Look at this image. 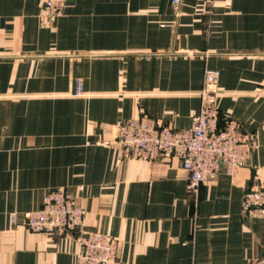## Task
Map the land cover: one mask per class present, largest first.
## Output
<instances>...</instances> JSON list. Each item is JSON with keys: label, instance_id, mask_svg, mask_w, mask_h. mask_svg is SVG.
<instances>
[{"label": "crops", "instance_id": "crops-1", "mask_svg": "<svg viewBox=\"0 0 264 264\" xmlns=\"http://www.w3.org/2000/svg\"><path fill=\"white\" fill-rule=\"evenodd\" d=\"M207 69L220 72V124L256 137L235 177L190 190L179 158L111 147L141 115L190 127ZM261 187L264 0H67L55 17L44 0H0V264H77L81 231L118 237L119 264H256L264 219L242 199ZM56 188L85 209L81 229L13 223Z\"/></svg>", "mask_w": 264, "mask_h": 264}, {"label": "built area", "instance_id": "built-area-1", "mask_svg": "<svg viewBox=\"0 0 264 264\" xmlns=\"http://www.w3.org/2000/svg\"><path fill=\"white\" fill-rule=\"evenodd\" d=\"M181 1L173 0L176 9ZM66 3L67 0H44L46 15H59ZM219 76L216 69L206 70L205 86L199 93L200 107L193 114L190 127L173 129L148 115H141L116 125L111 147L127 150L134 158L144 160H155L163 154L179 158L190 190L199 189L220 169L235 177L250 158L256 137L236 118H226L220 124L216 89ZM77 87V94L82 93L80 81ZM242 208L248 215L264 219V187L247 191ZM85 217V209L65 188L47 191L41 207L23 217L17 213L11 215L14 224L47 236L81 229ZM78 244L77 264H119L121 241L118 237L100 231H81ZM256 264H264V257Z\"/></svg>", "mask_w": 264, "mask_h": 264}, {"label": "rangeland", "instance_id": "rangeland-1", "mask_svg": "<svg viewBox=\"0 0 264 264\" xmlns=\"http://www.w3.org/2000/svg\"><path fill=\"white\" fill-rule=\"evenodd\" d=\"M66 4H67V3H66ZM65 7H66V6H65ZM65 7H64V8H65ZM44 10H45V8H44ZM63 10H64V9H63ZM45 12H46V11H45ZM62 12H63V11H62ZM62 12H61V13H62ZM61 13H60V14H61ZM60 14H59V15H60Z\"/></svg>", "mask_w": 264, "mask_h": 264}]
</instances>
